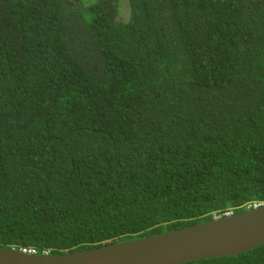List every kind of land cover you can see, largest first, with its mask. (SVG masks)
I'll use <instances>...</instances> for the list:
<instances>
[{
	"label": "trees",
	"instance_id": "16d2710c",
	"mask_svg": "<svg viewBox=\"0 0 264 264\" xmlns=\"http://www.w3.org/2000/svg\"><path fill=\"white\" fill-rule=\"evenodd\" d=\"M0 0V247L60 255L264 204V0ZM184 264H264V244Z\"/></svg>",
	"mask_w": 264,
	"mask_h": 264
},
{
	"label": "water",
	"instance_id": "95a60500",
	"mask_svg": "<svg viewBox=\"0 0 264 264\" xmlns=\"http://www.w3.org/2000/svg\"><path fill=\"white\" fill-rule=\"evenodd\" d=\"M264 244V205L173 231L60 255L0 247V264H184Z\"/></svg>",
	"mask_w": 264,
	"mask_h": 264
},
{
	"label": "rangeland",
	"instance_id": "374dc122",
	"mask_svg": "<svg viewBox=\"0 0 264 264\" xmlns=\"http://www.w3.org/2000/svg\"><path fill=\"white\" fill-rule=\"evenodd\" d=\"M91 1V0H89ZM119 12L120 15L119 17H121L122 19H128L130 16V7H129V3L128 0H120L119 2Z\"/></svg>",
	"mask_w": 264,
	"mask_h": 264
},
{
	"label": "bare ground",
	"instance_id": "6f19581e",
	"mask_svg": "<svg viewBox=\"0 0 264 264\" xmlns=\"http://www.w3.org/2000/svg\"><path fill=\"white\" fill-rule=\"evenodd\" d=\"M261 205H264V204H261ZM261 205L254 206V207L249 208V209L257 208V207H259V206H261ZM228 214H234V213H228ZM219 217H221V216H219ZM163 233H164V232H163ZM147 237H148V236H147ZM142 238H143V237H142ZM138 239H140V238H138ZM24 252H27V251H24Z\"/></svg>",
	"mask_w": 264,
	"mask_h": 264
},
{
	"label": "built area",
	"instance_id": "2783aa9c",
	"mask_svg": "<svg viewBox=\"0 0 264 264\" xmlns=\"http://www.w3.org/2000/svg\"><path fill=\"white\" fill-rule=\"evenodd\" d=\"M226 215H228V214H226ZM23 251H27L29 253L37 254V251L36 250H23Z\"/></svg>",
	"mask_w": 264,
	"mask_h": 264
},
{
	"label": "clouds",
	"instance_id": "9594fccd",
	"mask_svg": "<svg viewBox=\"0 0 264 264\" xmlns=\"http://www.w3.org/2000/svg\"><path fill=\"white\" fill-rule=\"evenodd\" d=\"M37 253H39V252H37ZM42 254H49L48 252H46V253H42Z\"/></svg>",
	"mask_w": 264,
	"mask_h": 264
}]
</instances>
